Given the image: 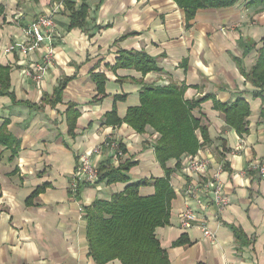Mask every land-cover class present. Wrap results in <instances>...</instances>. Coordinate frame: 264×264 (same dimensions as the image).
<instances>
[{"label":"crops","instance_id":"0c3cea01","mask_svg":"<svg viewBox=\"0 0 264 264\" xmlns=\"http://www.w3.org/2000/svg\"><path fill=\"white\" fill-rule=\"evenodd\" d=\"M55 6L52 63L36 82L23 71L40 59L44 43L26 55L5 48L28 42L24 29ZM75 12L83 13L82 25L72 26ZM263 49L264 0L204 7L189 22L174 0H0V66L8 67L14 94H0V128L9 135L0 142V264H97L87 245L85 208L95 199L109 200L125 183L76 182L79 159L89 157L95 168L108 158L114 163L116 148L105 145L111 138L125 148L117 164L136 162L128 171L131 181L163 177L154 150L158 132L146 126L139 133L123 120L114 125L105 115L115 107L123 118L144 88L168 85L183 87L186 101L207 97L191 113L210 139L194 154L208 162L206 171L186 173L185 154L178 167L175 159L166 162L174 197L168 224L155 232L169 264H264V176L254 168L264 162V89L255 96L259 87L239 68L249 72ZM133 51L154 58L157 69L115 67L120 53ZM95 74L104 76L103 93ZM237 97L249 104L242 135L212 100L232 103ZM95 147H101L98 154ZM218 167L230 200L224 208L201 187ZM190 184L197 187L186 195ZM139 189L143 195L154 191L151 185ZM186 208L193 212L187 227ZM230 226L242 230L243 242Z\"/></svg>","mask_w":264,"mask_h":264},{"label":"trees","instance_id":"16d2710c","mask_svg":"<svg viewBox=\"0 0 264 264\" xmlns=\"http://www.w3.org/2000/svg\"><path fill=\"white\" fill-rule=\"evenodd\" d=\"M66 1V0H65ZM183 8L187 22L195 16L198 9L207 7L218 8L231 6L235 0H174ZM72 26L82 25L83 13L75 12L70 16ZM255 64L249 72L240 70L245 78L264 89V49L259 54ZM115 67L136 68L143 73L156 70L154 58L136 51L122 52L117 58ZM9 69L0 66V94H14L9 91ZM99 93L104 92V76L93 75ZM67 79L58 85L53 95V102L60 99L62 87ZM183 87L171 85L163 87L149 86L140 92L139 104L130 107L123 118L116 114V108L107 112V122L118 125L121 121L129 124L134 131L143 133L146 126H151L158 132L154 143L156 159L165 168L163 177L152 179H139L131 181L129 169L136 164L135 161L124 159L115 165L112 161L104 160L98 164L96 170L98 182L125 183L123 191L113 194L109 200L95 199L85 208L84 217L87 221L86 236L89 254L97 264H106L117 259L121 264H169L166 251L160 246L155 229L168 224L170 219L171 200L174 189L170 184L172 169L166 167V162L175 159L177 167L180 165L183 154L194 156L199 148L208 144L207 127L200 118L192 115L193 107L199 105L207 97L196 98L192 101L183 99ZM256 92L255 96L261 95ZM213 106L225 114L226 123L233 127L240 135L247 133V117L249 104L245 99L236 98L232 103L220 102L212 99ZM71 107V106H70ZM74 123V115L72 117ZM4 127L0 128V142L5 143L9 135L4 134ZM200 131V138L196 131ZM15 143V141H13ZM122 150L125 148L122 145ZM151 185L152 194L143 195L141 186ZM234 232L235 240L244 239L241 229L230 226ZM243 242V241H241ZM181 243V242H175Z\"/></svg>","mask_w":264,"mask_h":264},{"label":"built area","instance_id":"2783aa9c","mask_svg":"<svg viewBox=\"0 0 264 264\" xmlns=\"http://www.w3.org/2000/svg\"><path fill=\"white\" fill-rule=\"evenodd\" d=\"M59 7V6H58ZM57 6L52 9V12L46 13L44 15H39L24 29V34H26L28 42H18L10 47L5 48L7 52L12 51L14 48H18L23 54L32 53L37 47L40 46L41 43H44V46L47 49L42 53L39 60L34 61L31 68H25L23 73L33 79L34 81H39L43 78V74L47 71L50 66L53 49L51 47V42L55 37L54 33V18H52V14L56 12ZM106 146L110 148H116V155L114 158V164H117L118 158H121L123 151L120 150L118 144L109 138L105 143ZM101 150V147H95L93 152L98 154ZM182 158V157H181ZM183 170L190 175H193L198 172H203L208 169V162L203 160L202 158H198L197 156H189L183 155ZM254 168L259 171V173L264 176V162L258 163L254 165ZM221 168H217L216 171L212 174L210 180L201 184L206 192H209L212 195V201L215 202L221 208H224L229 204V196L224 191V186L219 180ZM75 181H79L83 179L85 182L94 183L98 180L97 170L92 166L89 157L82 156L79 159V165L74 172ZM197 187L195 185H188V188L185 190V194L189 195L194 192V188ZM192 209L186 208L182 212V224L187 227L190 225V219L193 217ZM203 233L205 237L208 239H213L215 237V233L212 230H208V228L203 225L202 226Z\"/></svg>","mask_w":264,"mask_h":264}]
</instances>
